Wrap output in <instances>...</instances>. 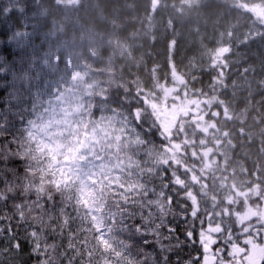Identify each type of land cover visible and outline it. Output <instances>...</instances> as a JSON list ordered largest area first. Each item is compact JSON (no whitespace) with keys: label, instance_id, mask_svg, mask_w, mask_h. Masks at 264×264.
<instances>
[{"label":"trees","instance_id":"trees-1","mask_svg":"<svg viewBox=\"0 0 264 264\" xmlns=\"http://www.w3.org/2000/svg\"><path fill=\"white\" fill-rule=\"evenodd\" d=\"M258 4L264 0H0V130L19 131L40 94L72 98L81 113L77 134L118 148L146 176H163L174 207L201 233L213 203L223 202L220 188L209 178L207 189L189 183L187 168L202 161L170 154L149 103L176 85L213 100L207 134L187 128L193 151L222 148L213 181L264 195V22L239 6ZM211 134L222 136L218 148ZM177 230L182 236L183 225ZM57 242L64 253L67 239ZM200 251L194 243L180 256ZM19 256L16 264L45 258ZM0 260L11 264L10 255Z\"/></svg>","mask_w":264,"mask_h":264},{"label":"snow or ice","instance_id":"snow-or-ice-1","mask_svg":"<svg viewBox=\"0 0 264 264\" xmlns=\"http://www.w3.org/2000/svg\"><path fill=\"white\" fill-rule=\"evenodd\" d=\"M45 116L22 119L19 131L0 130V255H10L11 264L25 250L45 257L38 264H57L53 254L67 264L77 257L80 264H113V256L115 264H201L202 255L205 264L202 233L174 207L163 176H146L118 148L82 139ZM64 239L65 252L58 253ZM194 243L201 251L181 258Z\"/></svg>","mask_w":264,"mask_h":264},{"label":"rangeland","instance_id":"rangeland-1","mask_svg":"<svg viewBox=\"0 0 264 264\" xmlns=\"http://www.w3.org/2000/svg\"><path fill=\"white\" fill-rule=\"evenodd\" d=\"M224 1L236 2V0ZM239 6L261 23L264 22V6L259 4ZM221 57L222 53H219L216 58ZM165 94L161 101L149 104L155 120L162 128V135L168 141L170 154L180 157L189 155L194 161L201 160L202 165L187 168L188 176L191 175L189 183L199 186L200 189H207L206 180L209 178L212 181L211 187H219V193L223 198L220 205L213 203V212L207 214L208 222L201 232L203 242L208 248L205 264H223L224 261L231 259L237 261V264H264V229H262V223L257 220L259 205L252 203L256 201L258 192L254 191L250 195H245L239 187L234 186L233 182H226L228 179H223L224 184L214 182L211 176H213L214 168L219 164V155H223L222 148L218 153L214 149L195 153L193 149L196 148V140L193 136L186 135L189 130L187 128L198 132L204 131V134H207L209 131L207 129L213 126L208 116L214 101L210 99L199 101L192 97L187 89L180 88L179 85L165 87ZM35 106V114L46 113L45 122L50 120L54 124H66L77 133L76 127L80 122L81 113L77 110L72 98L59 97L55 90L54 93L38 95ZM210 137L211 144H214L216 148L223 144L220 140L222 136L211 134ZM188 196L196 210L194 195L190 193ZM242 220H245L243 228H236L241 226ZM112 258L114 264L117 258L114 256ZM101 264H103L102 260Z\"/></svg>","mask_w":264,"mask_h":264},{"label":"water","instance_id":"water-1","mask_svg":"<svg viewBox=\"0 0 264 264\" xmlns=\"http://www.w3.org/2000/svg\"><path fill=\"white\" fill-rule=\"evenodd\" d=\"M260 219L264 222V200L262 201L261 204Z\"/></svg>","mask_w":264,"mask_h":264},{"label":"flooded vegetation","instance_id":"flooded-vegetation-1","mask_svg":"<svg viewBox=\"0 0 264 264\" xmlns=\"http://www.w3.org/2000/svg\"><path fill=\"white\" fill-rule=\"evenodd\" d=\"M258 220V219H257ZM262 229H264V227L262 226ZM251 247V246H250ZM248 247V248H250ZM243 254V252H242ZM224 264H237V261H235L234 259H231L230 261H224L223 262Z\"/></svg>","mask_w":264,"mask_h":264}]
</instances>
